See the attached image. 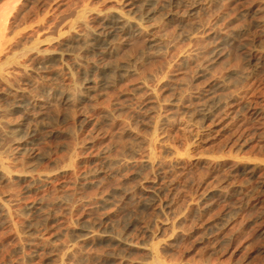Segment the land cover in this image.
Segmentation results:
<instances>
[{"label": "rangeland", "instance_id": "obj_1", "mask_svg": "<svg viewBox=\"0 0 264 264\" xmlns=\"http://www.w3.org/2000/svg\"><path fill=\"white\" fill-rule=\"evenodd\" d=\"M114 11L142 31L102 53L91 38ZM0 12V264H264V65L249 62L264 54V0ZM244 89L263 115L238 156Z\"/></svg>", "mask_w": 264, "mask_h": 264}, {"label": "bare ground", "instance_id": "obj_2", "mask_svg": "<svg viewBox=\"0 0 264 264\" xmlns=\"http://www.w3.org/2000/svg\"><path fill=\"white\" fill-rule=\"evenodd\" d=\"M172 2V0H169ZM146 2V1H145ZM142 5H144V3ZM147 5V3H146ZM4 12H0V18H3ZM101 20L100 26L95 30L93 37L91 38V45L99 49L103 52H107L110 48L109 44L111 42V37L115 36L119 32L123 30H132L134 31H142L141 26L138 23H134L127 19L123 14L114 11L109 12L105 14L102 17H99ZM7 25L6 22H0V60L2 58L7 57L9 49H11L10 44H8L7 39ZM263 33H264V21H263ZM79 39L84 38L81 34L78 37ZM41 51L40 49H37V52ZM261 58H253L250 60V64L252 67H254V71H257L259 68H261L264 65V54L260 56ZM9 78V73L3 71L2 66L0 64V80L3 82L7 81ZM249 93V90H238V109L244 111L245 116L238 120V122L242 121V123L238 124V156L241 154H247L249 152L244 151V147L249 144L250 140H252L251 135L252 132L249 128V118L256 119L257 117H261L263 115V112L258 109L255 105V102L253 99L248 100L247 102H244V99L246 95ZM17 102H19L18 105H21L25 98L21 95L15 96ZM264 99V95H263ZM0 165L1 162H0ZM260 187L264 190V180L260 181ZM244 196L242 193L240 194ZM104 235H100L99 238H103Z\"/></svg>", "mask_w": 264, "mask_h": 264}]
</instances>
